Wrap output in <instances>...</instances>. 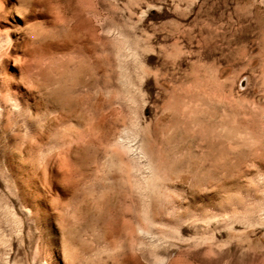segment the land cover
Masks as SVG:
<instances>
[{
    "label": "rangeland",
    "instance_id": "374dc122",
    "mask_svg": "<svg viewBox=\"0 0 264 264\" xmlns=\"http://www.w3.org/2000/svg\"><path fill=\"white\" fill-rule=\"evenodd\" d=\"M25 1L0 264H264V0Z\"/></svg>",
    "mask_w": 264,
    "mask_h": 264
},
{
    "label": "bare ground",
    "instance_id": "6f19581e",
    "mask_svg": "<svg viewBox=\"0 0 264 264\" xmlns=\"http://www.w3.org/2000/svg\"><path fill=\"white\" fill-rule=\"evenodd\" d=\"M10 0H0V18H2V16H4L5 14L6 15H9V16H11L12 18H14L13 19V22L15 23V26H12V29L13 28H16V24H17V19H19V18H22V17H25L26 16V12L28 13V9H27V3H26V1L25 0H12L10 3ZM30 4V3H29ZM27 22V21H26ZM25 22V23H26ZM27 25V24H26ZM31 25V24H30ZM24 26L25 28H27V30L33 35V34H35L36 32H38L39 30H38V28H36V27H34L35 25L33 24V26ZM41 26V25H40ZM40 26H39V29H40ZM21 28H23V26L21 27ZM43 28V27H42ZM10 29H11V27H6V28H4V30H3V32L2 33H0V44H1V41H8L10 38H9V31H10ZM45 29V28H44ZM18 30H19V28H18ZM47 30V29H46ZM21 31V30H20ZM42 31H44V30H42ZM29 32H27V34L29 33ZM26 33V32H25ZM38 33H40V32H38ZM37 35V34H36ZM4 38H3V37ZM39 36V35H38ZM3 39V40H2ZM3 44V43H2ZM21 60V59H20ZM22 71V70H21ZM21 71H19L18 72V76H17V82H19L18 80H22V77H23V72H21ZM12 76V75H11ZM24 77H26L25 75H24ZM12 79H14V78H12ZM14 81V80H13ZM23 82V81H22ZM16 85V84H15ZM17 88V87H16ZM10 89V88H9ZM10 90H12V89H10ZM14 90V89H13ZM14 92H16V91H14ZM19 92V91H18ZM3 93V92H2ZM4 94V93H3ZM12 94V93H11ZM22 94V93H21ZM23 96H24V94H22ZM13 96V95H12ZM13 98V97H12ZM2 100L4 101V100H7V101H12V102H10V103H12V104H14L15 105V102L11 99V97H10V95L9 94H5V95H1L0 96V101L2 102ZM6 101V102H7ZM5 102V103H6ZM5 103H3V105L5 104ZM17 108V107H16ZM118 142V141H117ZM126 144V143H125ZM141 148V147H140ZM146 151V150H145ZM143 153H144V151H143ZM147 154V153H146ZM145 154V155H146ZM147 156V155H146ZM145 158V157H144ZM154 160V159H153ZM153 161L151 160V159H149V161H148V163H147V165H146V169L147 168H150V167H152V165H153ZM156 173V172H155ZM151 180V179H150ZM4 264H7V260L5 259V257H4V262H3ZM10 264H15L14 262H11Z\"/></svg>",
    "mask_w": 264,
    "mask_h": 264
},
{
    "label": "snow or ice",
    "instance_id": "6c2138e0",
    "mask_svg": "<svg viewBox=\"0 0 264 264\" xmlns=\"http://www.w3.org/2000/svg\"><path fill=\"white\" fill-rule=\"evenodd\" d=\"M70 187V186H69Z\"/></svg>",
    "mask_w": 264,
    "mask_h": 264
}]
</instances>
